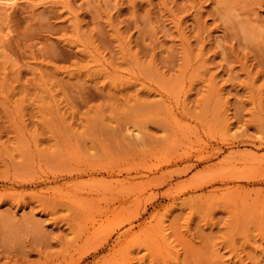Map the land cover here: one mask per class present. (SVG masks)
Masks as SVG:
<instances>
[{
  "label": "rangeland",
  "instance_id": "374dc122",
  "mask_svg": "<svg viewBox=\"0 0 264 264\" xmlns=\"http://www.w3.org/2000/svg\"><path fill=\"white\" fill-rule=\"evenodd\" d=\"M15 1L0 264H264V0Z\"/></svg>",
  "mask_w": 264,
  "mask_h": 264
},
{
  "label": "bare ground",
  "instance_id": "6f19581e",
  "mask_svg": "<svg viewBox=\"0 0 264 264\" xmlns=\"http://www.w3.org/2000/svg\"><path fill=\"white\" fill-rule=\"evenodd\" d=\"M1 2L4 4V6H5L6 8L9 7V5H10V7H12V8L16 6V1H15V0H1ZM1 2H0V4H2ZM3 4H2V5H3ZM4 6H2V7L5 8ZM7 9H8V8H7ZM7 9H6V10H7ZM9 9H11V8H9ZM137 133H138V131H137ZM138 134H139V133H138ZM136 136H137V134H136ZM263 142H264V141H263ZM235 143H236L235 141L232 142V143H231V144H232L231 146H232V147H237V146L239 145V144L236 145ZM245 143H246V142H245ZM245 143H243V144H245ZM247 144H248V142H247ZM249 144H250V143H249ZM192 147H193V146H192ZM245 150H248V147H247ZM219 152H220V151H219ZM219 154H220V153H219ZM240 162H241V161H240ZM242 162H243V161H242ZM117 189H118V188H117ZM117 189H115V191H114L115 193H116V190H117ZM121 189H123V185L121 186ZM119 190H120V189H119ZM124 190H125V189H124ZM186 193H187V192H186ZM116 194H117V193H116ZM123 194H125V193H123ZM123 194H121V195H123ZM125 195H126V194H125ZM176 198H177V197H176ZM136 203L138 204V202H136ZM108 204H109V203H108ZM128 204H129V203H128ZM107 206H109V205H107ZM128 206H129L130 208H129ZM128 206H127V207H128V210L131 209V204L128 205ZM122 208L124 209V211H126L124 207H122ZM122 208L119 209V211H121ZM84 210H88V209L85 207ZM116 210H118V209H116ZM116 210H109V207H108V208H105V210L103 209V212L106 213V214H108L109 212H115ZM119 211H118L119 214L122 213V212H119ZM113 216L116 217V216H117L116 213H115V215H113ZM104 221H105V220H104ZM92 223H94V222H92ZM145 224H146V223H145ZM104 225H105V224H104ZM132 225H133V224H132ZM130 228H131V227H130ZM127 229H128V228H127ZM140 229H141V228H140ZM144 229H145V228H144ZM104 230H105V229H104ZM104 230H101V233H102V231H104ZM110 231H111V230H110ZM141 231H142V230H141ZM144 231H145V230H143L142 232H144ZM146 232H147V231H146ZM94 233H95V232H94ZM94 233H93V234H94ZM122 234H123V233H122ZM97 235H98V234H97ZM107 235H108V231H107ZM107 235H104V236L106 237ZM126 235H127V234H126ZM101 236H103V234H102ZM101 236H99V238H100ZM104 236H103L102 238H104ZM123 236H124V235H123ZM96 238H98V237H96ZM99 238H98V239H99ZM102 238L99 239V240H101L102 243H104V239H102ZM106 238H107V237H106ZM120 238H121V237H120ZM86 239H87V238H86ZM93 239H94V238H93ZM93 239L91 238V240H93ZM123 239H124V238H123ZM127 239H128V237H127ZM127 239H126V240H127ZM99 240H96V241H95V239H94V242H97V241H99ZM126 240H125V241H126ZM119 241H120V240H119ZM99 242H100V241H99ZM105 242H106V241H105ZM121 242H122V241H121ZM121 242H120V243H121ZM100 243H101V242H100ZM123 244H125V243H123ZM112 245H113V244H112ZM116 245H117V244H116ZM120 245H121V244H120ZM114 248H115V247H114ZM117 249H118V248H117ZM111 250H112V249H111ZM113 251H114V250H113ZM115 251H116V250H115ZM112 253H113V252H112ZM114 253H115V252H114ZM96 264H97V263H96ZM102 264H104V263H102Z\"/></svg>",
  "mask_w": 264,
  "mask_h": 264
}]
</instances>
